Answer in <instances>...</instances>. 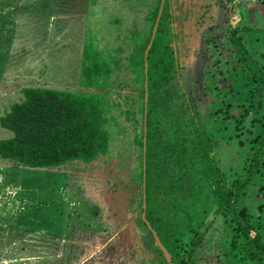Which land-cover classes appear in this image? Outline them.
<instances>
[{
    "label": "trees",
    "instance_id": "trees-1",
    "mask_svg": "<svg viewBox=\"0 0 264 264\" xmlns=\"http://www.w3.org/2000/svg\"><path fill=\"white\" fill-rule=\"evenodd\" d=\"M70 2L94 22L88 36L95 39V22L105 21L115 44L102 50L83 40L79 78L92 91L22 89L0 116V127L12 133L0 140V160L32 173L107 161L128 156L119 135L131 130L141 222L157 238L151 243L164 264H264V46L247 40L255 29L242 25L237 10L251 1L215 0L221 44L204 36L199 76L187 83L211 98L199 109L180 76L184 39L172 0ZM18 4V12L31 7ZM217 142L230 151L224 169Z\"/></svg>",
    "mask_w": 264,
    "mask_h": 264
},
{
    "label": "rangeland",
    "instance_id": "rangeland-1",
    "mask_svg": "<svg viewBox=\"0 0 264 264\" xmlns=\"http://www.w3.org/2000/svg\"><path fill=\"white\" fill-rule=\"evenodd\" d=\"M70 1L13 0L11 4L0 0V116L9 104L21 99L23 88L92 91L79 78L83 40L88 37L102 50L115 43L108 40L105 21L103 26L95 22L100 30L95 39L88 36L94 22L87 21ZM245 1L251 3L238 6L239 17L243 26L255 29L247 40L255 39L264 46V29H258L264 27V2ZM172 2L182 21L176 32L184 39L179 41L180 76L187 84L192 80L189 76H199L196 67L205 55L204 36L217 40L222 35L216 25L222 11L216 9L215 0ZM15 3L31 7L18 12ZM104 5L99 1L97 9ZM121 20L126 23L125 18ZM189 65L197 73L185 68ZM186 91L198 109L211 101L203 89L187 84ZM201 116L206 122L204 114ZM131 135V130L119 135L125 143L121 151H128V156L115 154L107 161L71 163L45 173H32L0 160V264H164L151 243L154 234L141 222L142 189L135 175L138 149L128 144ZM11 136L0 127V140ZM224 147L217 142L215 158L221 169L229 161L230 151Z\"/></svg>",
    "mask_w": 264,
    "mask_h": 264
},
{
    "label": "water",
    "instance_id": "water-1",
    "mask_svg": "<svg viewBox=\"0 0 264 264\" xmlns=\"http://www.w3.org/2000/svg\"><path fill=\"white\" fill-rule=\"evenodd\" d=\"M154 237H155V236H154ZM155 239H156V241H157V238H156V237H155ZM157 243H158V242H157ZM158 245H160V244L158 243ZM160 248H161V250H162V252H163V254H164L166 260H167L168 262H170V258L168 257L166 251H165L161 246H160Z\"/></svg>",
    "mask_w": 264,
    "mask_h": 264
}]
</instances>
